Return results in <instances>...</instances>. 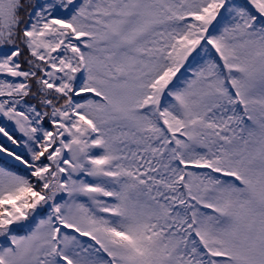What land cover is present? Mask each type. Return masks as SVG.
<instances>
[{
    "label": "snow or ice",
    "instance_id": "6c2138e0",
    "mask_svg": "<svg viewBox=\"0 0 264 264\" xmlns=\"http://www.w3.org/2000/svg\"><path fill=\"white\" fill-rule=\"evenodd\" d=\"M0 264H264V0H0Z\"/></svg>",
    "mask_w": 264,
    "mask_h": 264
}]
</instances>
